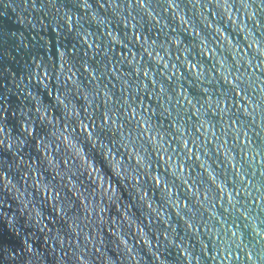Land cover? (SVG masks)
<instances>
[{
	"label": "clouds",
	"instance_id": "clouds-1",
	"mask_svg": "<svg viewBox=\"0 0 264 264\" xmlns=\"http://www.w3.org/2000/svg\"><path fill=\"white\" fill-rule=\"evenodd\" d=\"M183 3L184 0H22L20 23L28 29L31 42L24 33L19 39L24 48L35 51L26 61L25 71L17 75L6 69L10 79L0 83L5 89L0 96V235L3 236L0 264H166L170 248L177 251L175 264H182L180 252L189 250L184 237L179 242L176 239L179 234L169 208L175 210L187 228L196 227V212L187 203L181 207L179 194L172 196L170 189L178 187L175 181H165L159 205L150 199L148 191H156V184L150 182L153 165L158 164L153 153L157 157L168 155L171 161L177 150L173 148L170 153L163 147L165 142L170 143L167 138L187 145L183 136L178 139L173 134V126L179 125L175 129L179 132L183 122L166 105L149 109L142 98L137 104L126 95L131 91L138 97L136 89L141 88L139 80L132 82L135 88L129 83L131 73H118L116 66L128 61L127 56L116 60L111 69L109 65H112V41L129 51H132L129 44L133 47L138 44L141 60L147 53L150 60L161 61L170 55L171 42L181 44L180 33L187 30L183 25L190 23L199 36V26L192 17L181 19L179 29L172 26L183 12ZM211 3L213 0H207L205 7ZM215 4L221 6L216 0ZM13 5L14 0H7L5 6ZM231 6L229 2L223 4L226 11ZM219 20H223V15ZM201 23L207 28L212 22L205 17ZM255 23L256 31L264 28L260 20ZM121 24L125 28L131 26L133 34L124 31L120 38L116 33ZM101 28L107 30L103 44L94 40L99 38ZM216 30L223 31L219 21ZM252 31L249 29V34ZM141 34L143 41L138 39ZM160 36L165 39L161 41ZM253 43L256 45L253 59L264 56V32L248 47ZM194 48V45L177 47L176 51L191 54L193 59L186 55L179 65L173 62L174 72L185 65L196 68L200 62L195 61ZM216 60L220 68L216 69L215 63L212 67L223 70L224 83L228 84L232 66L226 58ZM129 63L149 75L135 54ZM200 67V72L190 73L197 81L204 76L203 64ZM164 68L169 70L167 63ZM180 79L177 76L175 82L178 84ZM235 88L239 89L240 84H235ZM143 91L153 90L143 86ZM165 94L167 89L161 85L157 99ZM11 96L19 102L15 106L10 103ZM171 100L169 96V104ZM176 103L181 104L179 98ZM196 103L201 102L197 99ZM203 107L201 104L197 113ZM175 112L178 116L180 109L175 108ZM202 115L206 116L207 111ZM165 120L171 122L167 127ZM219 151L220 146L216 148ZM204 155L217 163L219 169V157H212L207 146ZM184 157L190 159L184 153L181 165ZM197 159L200 160L199 153ZM199 167L208 173L212 184L226 183V167L223 180L221 171L214 169L208 160H202ZM236 174L243 175L239 171ZM197 175L200 178L201 174ZM172 176L182 179L184 184L188 182L183 171H173ZM163 178L160 175L155 179ZM199 182L204 185L207 202L213 189L204 179ZM158 220L167 227L161 228Z\"/></svg>",
	"mask_w": 264,
	"mask_h": 264
},
{
	"label": "water",
	"instance_id": "water-1",
	"mask_svg": "<svg viewBox=\"0 0 264 264\" xmlns=\"http://www.w3.org/2000/svg\"><path fill=\"white\" fill-rule=\"evenodd\" d=\"M206 3L207 0H199L198 3L197 0H193L192 3L184 0L181 5L183 12L176 17L175 24L172 26L179 29L181 19L192 17L199 26L200 34L197 36L192 31L190 23L183 25V28L187 30L180 33L181 44L171 42L170 55L165 56L164 60H150L147 53H144V59L141 60L138 44L135 47L129 44L132 48V51H129L122 44L112 41L113 47L110 49L112 65H109V68L111 69L121 56H127L128 61L116 66L118 73L125 75L131 73L129 83L135 88L132 82L139 80L141 88L136 89L139 98L133 96L131 91L126 95L134 99L137 104L142 98L145 107L149 109L158 104L166 105L173 110V116L183 122L179 132L175 130L179 125L173 126V134L178 139L183 136L187 140V145L183 141L177 143L169 137L167 140L170 143L165 142L163 147L169 149L170 153L173 148L177 150L173 160L169 161L168 155L162 154L157 157L153 153V159L157 160L158 164L153 165V179L150 182L156 184V191L153 192L151 189L148 191L150 199L155 202V205H159L162 202L161 190L165 187V181L169 183L175 181L178 187L170 189L172 196L179 194L181 207L187 203L196 212L194 220L196 227L187 228L184 220L177 218L175 210L169 208L172 213V222L176 225V231L179 234L176 239L179 242V238L184 237V245L189 250L180 252L183 257L182 264H189V260L191 264H264V56L253 59L256 45L253 43L251 48L248 47L254 38H259L260 32H264V28L255 30L256 20L264 23V13H262L264 0H244L243 3L241 0H235V3L229 0L232 6L227 11L223 7V0L219 7L215 4V0L207 7H205ZM6 4L7 0L0 3V74H2L0 83L10 79V73L6 69L15 71L17 75L25 71L26 61L35 51V49L24 48L19 39L20 34L24 33L31 42L28 29L20 23L23 15L20 8L22 0H14L15 5L12 7H6ZM24 15L27 14L24 13ZM168 15H171V10ZM220 15H223V20H219ZM229 16L232 17L231 20ZM205 17L212 22L207 28L201 23ZM218 21L219 27L223 29L222 32L216 30ZM233 24H235V30ZM249 29L253 30L252 34H249ZM106 31L103 28L99 29V38H94L96 43L105 42ZM124 31H127L129 35L133 34L132 27L125 28L123 24L120 25V31L116 34L123 38ZM145 31L147 32V27ZM168 31L171 33V28ZM246 35L247 40L244 39ZM133 38L137 39V37ZM52 39L55 40L54 34ZM138 39L143 41V34L139 35ZM159 39L163 41L165 38L160 36ZM237 41L240 42L239 45ZM69 43H71L70 40ZM193 45L195 61L200 63L196 65V68L185 65L178 72H174L173 62L179 65L186 55L189 60L193 59L191 54L176 51L177 47L182 49L184 46L192 47ZM88 51L91 55L92 49ZM201 52L203 55H200ZM133 54L136 55L141 67L149 73L148 76L129 63ZM177 57L180 58L179 61ZM216 57L221 60L226 58L227 64L232 66L228 84L224 83L223 70H216L220 68ZM237 60L239 64L236 63ZM145 62H147L146 66ZM165 63L169 70H165ZM213 63L216 64V69H213ZM200 64H203L204 76L197 81L190 73L200 72ZM237 68L239 71H236ZM177 76L181 77L178 84L175 82ZM237 76H240L241 80H237ZM217 80L219 84L216 83ZM153 81L156 83L154 84ZM235 84H240V88H235ZM161 85L167 89V94L158 100L157 95L160 94ZM143 86L153 91L144 92ZM4 92L5 89L0 87V96ZM169 96L172 97L170 104ZM177 98L181 104L176 103ZM197 99L201 103H196ZM189 100L192 101L191 104ZM10 103L15 106L19 102L15 96H11ZM193 104L195 107L192 106ZM201 104L204 107L201 113H197L196 110L201 107ZM258 104L262 106L257 107ZM175 108L180 109L178 116ZM205 110L206 116L202 115ZM248 113H253L255 123H253V115ZM206 121L210 122L206 123ZM241 121L244 123L242 124ZM163 123L167 127L171 122L165 120ZM205 146L211 151L212 157H219V169H217V163L204 155ZM218 146H220L219 153L216 152ZM184 153H187L190 159L184 157L181 165V156ZM198 153L200 160L197 159ZM202 160H208L214 169L221 171V180L224 179L223 169L226 167L228 174L226 183L212 184L208 173L199 167ZM234 164L235 167H233ZM173 171H183L184 177L188 178L187 184H184L182 179L173 177ZM237 171L243 175H237ZM197 174H201L200 178L213 189L207 202H205L204 185L200 184ZM160 175L164 178L155 179ZM145 179L149 178L145 177ZM193 180H196L195 184ZM193 193L196 195H192ZM213 204H215L214 209ZM145 208L147 209V205ZM187 215L191 217L192 213ZM157 222L161 228L167 227L162 221ZM161 238L163 239V236ZM0 239H3L2 235ZM169 254V261H166V264H175L176 249L170 248Z\"/></svg>",
	"mask_w": 264,
	"mask_h": 264
},
{
	"label": "snow or ice",
	"instance_id": "snow-or-ice-1",
	"mask_svg": "<svg viewBox=\"0 0 264 264\" xmlns=\"http://www.w3.org/2000/svg\"><path fill=\"white\" fill-rule=\"evenodd\" d=\"M216 2L218 3V4H220L221 3V0H216ZM229 2V0H223V4L224 5H227V3ZM226 10V9H225Z\"/></svg>",
	"mask_w": 264,
	"mask_h": 264
}]
</instances>
